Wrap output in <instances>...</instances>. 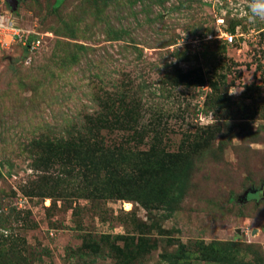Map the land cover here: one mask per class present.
<instances>
[{"label":"rangeland","instance_id":"obj_1","mask_svg":"<svg viewBox=\"0 0 264 264\" xmlns=\"http://www.w3.org/2000/svg\"><path fill=\"white\" fill-rule=\"evenodd\" d=\"M250 3L19 0L12 18L41 45L0 53V264H264V20ZM197 74L200 88L179 77ZM104 102L133 129L101 128ZM156 132L171 153L202 147L152 214L84 199L50 161L80 138L144 152Z\"/></svg>","mask_w":264,"mask_h":264},{"label":"trees","instance_id":"obj_2","mask_svg":"<svg viewBox=\"0 0 264 264\" xmlns=\"http://www.w3.org/2000/svg\"><path fill=\"white\" fill-rule=\"evenodd\" d=\"M61 1L57 0V3ZM234 31L235 28L230 30V33ZM179 77L184 84L192 82L193 87L200 88L205 85L201 74L194 77L187 75ZM209 85L211 89L215 87L212 83ZM102 109L104 110L102 118L95 120L100 122L101 128L133 129L132 118L113 116L112 108L106 102L103 103ZM206 130L212 133L213 130L218 131V128L208 126ZM135 134L139 135V132ZM189 135V133L185 135L184 142L188 141ZM138 137L141 139L142 134ZM159 138L157 132L154 133L148 150L138 153L122 151L119 148H102L96 143L90 145L89 141H82V138L67 140L63 145L53 146L50 161L54 165H59L66 176L79 180L82 186L77 191L82 193L84 199L134 201L152 214V211L163 205L168 207V204H164L165 197L174 187L176 177L183 176L182 173L191 167L190 152H198L202 147V144L195 140L191 144L187 142L189 149L181 146L177 152L171 153L161 147ZM45 167L48 169L47 165ZM126 248L131 251L129 246ZM138 250L141 252L140 247ZM127 257L128 254L125 258L121 257L122 262L119 264H128L130 261Z\"/></svg>","mask_w":264,"mask_h":264},{"label":"built area","instance_id":"obj_3","mask_svg":"<svg viewBox=\"0 0 264 264\" xmlns=\"http://www.w3.org/2000/svg\"><path fill=\"white\" fill-rule=\"evenodd\" d=\"M39 34L30 30H23L19 24L12 18L10 11L0 13V53L8 50L12 45H18L29 51L36 50L41 45ZM227 40L232 41L233 37L227 36ZM21 48V49H22ZM25 202V198L19 202Z\"/></svg>","mask_w":264,"mask_h":264},{"label":"clouds","instance_id":"obj_4","mask_svg":"<svg viewBox=\"0 0 264 264\" xmlns=\"http://www.w3.org/2000/svg\"><path fill=\"white\" fill-rule=\"evenodd\" d=\"M250 12L249 19L255 22L258 18L264 20V0H251V3L248 5Z\"/></svg>","mask_w":264,"mask_h":264},{"label":"water","instance_id":"obj_5","mask_svg":"<svg viewBox=\"0 0 264 264\" xmlns=\"http://www.w3.org/2000/svg\"><path fill=\"white\" fill-rule=\"evenodd\" d=\"M5 2L7 3L8 7L10 9V12H14L17 8V5L19 4V0H5ZM263 195H264V193H263Z\"/></svg>","mask_w":264,"mask_h":264}]
</instances>
